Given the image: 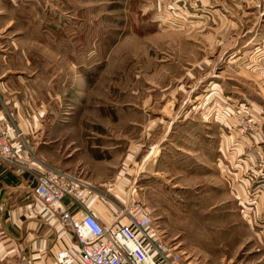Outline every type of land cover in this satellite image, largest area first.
Returning a JSON list of instances; mask_svg holds the SVG:
<instances>
[{
    "label": "rangeland",
    "instance_id": "obj_1",
    "mask_svg": "<svg viewBox=\"0 0 264 264\" xmlns=\"http://www.w3.org/2000/svg\"><path fill=\"white\" fill-rule=\"evenodd\" d=\"M205 9H213L210 16ZM196 15L202 21L199 25L179 28L172 24L184 18L189 22ZM222 23L228 25L227 30L216 29ZM211 30L214 44L204 35ZM220 32L228 36L220 39ZM196 37L207 48L201 50L188 42L196 41ZM262 44L264 0H0V69L11 81H20L24 90L28 88L24 101L30 107L38 105L36 112L48 132L58 135L52 149L44 148L43 139L37 147L34 145L37 160L46 167L69 169L55 164L69 147L56 124L69 117L85 120L88 125L84 127L92 134L95 130H112L120 145L116 156L121 169L128 143L134 140L139 145L147 140L140 127L128 125L124 118L141 117L129 107H135L144 97L152 101L151 94L154 104L167 108H175L178 100L187 106L191 103L198 119L206 111L214 119H232L231 133L235 136L254 134L261 128L258 116L242 102L259 94L255 83L264 81L253 74V69L264 61L261 47L256 46ZM194 49H198V59L203 60L193 62L187 56ZM237 52L241 58L236 59ZM190 69L196 72V78L182 82L189 96L171 94L173 88L168 87L172 80H180L176 74ZM77 82L83 83L80 90ZM194 86L196 91L191 93ZM163 90L169 95L164 96ZM205 103L206 110L202 108ZM187 109L182 106L178 112L183 116ZM165 112L173 114L172 110ZM48 132L44 128L43 133ZM180 140L185 141L182 137ZM258 160L259 174L250 168L251 163L250 169L241 173L248 183L245 188L236 190L231 180L236 171L228 165L224 170V176L231 180L227 189L218 186V190L207 191V197L202 190L196 198L195 190L188 195L174 188L172 171L161 174L169 182L152 177L141 186L138 176L127 184L153 211L155 233L182 253L180 264H256L248 230H253L251 218L261 209L259 200L264 196V159ZM217 176L214 174L215 183L220 182L219 173ZM194 201H212V206L190 204ZM241 216L247 219L242 222Z\"/></svg>",
    "mask_w": 264,
    "mask_h": 264
},
{
    "label": "crops",
    "instance_id": "obj_2",
    "mask_svg": "<svg viewBox=\"0 0 264 264\" xmlns=\"http://www.w3.org/2000/svg\"><path fill=\"white\" fill-rule=\"evenodd\" d=\"M205 10L207 16L213 11V9ZM190 21L189 23L184 18L178 23L172 24L179 28H187V26L199 25L202 22L197 15ZM227 26L222 23L216 29L227 30ZM222 33L224 32L218 33V36L221 35L220 39L228 36V34ZM204 35L206 38H211L214 44L213 30L204 33ZM195 39L196 41L188 40V42L194 47H200L201 50L207 48L197 42V40H201L199 37ZM212 42L211 47L213 46ZM256 46L257 48L261 47L259 53H262L264 58V44ZM198 53V49H194L192 54L187 56L191 57L193 62H198L203 60V58L198 59ZM238 53H235L236 59L241 58ZM227 57L229 56L227 55ZM258 65L253 69V74L264 79V61ZM176 76L180 80H172V85L168 87L173 88L171 94L189 96V90L186 91L182 82L188 77L196 78V72L193 73L191 69L180 70ZM257 82L258 84L255 83V85L258 88H255V91L259 94L249 98L248 102H242L248 109L256 111L255 114L258 116L256 119L261 128L254 134L238 133L235 136L234 133H231L232 119L229 121L214 119L208 116L212 114L207 111L201 119H198L194 113L197 111L191 108V103L188 102L187 106L185 101L178 100L174 106L179 109L175 110L173 105L167 108L159 103L154 104L155 98L151 94L152 101L150 98L144 97L145 99L142 98L140 103H135V107L134 104L129 107L130 112L140 113L141 117L124 118L128 125L140 127L141 133L146 135L147 140L139 145L134 140L128 143L125 148L124 166L121 169L120 167L118 169L116 156L120 145L112 136L114 135L111 133L112 130H106L105 133L95 130L97 133L92 131V134L84 127L88 125L85 120L69 117L61 119L60 123L56 124L60 126L62 141H67L69 147L66 152H62L60 158L55 159V164L79 171L99 186L101 194L97 193L88 198L85 208L95 214L104 224L113 220V215L118 209L115 202L119 200L128 201L135 197L146 204L142 198L134 195L136 189L127 184L135 182L138 176L141 177L140 184L143 186L145 183L148 184V179L152 177H156L158 181L162 178L167 181L166 176L162 177L161 174L172 171L174 188L185 190L188 195L192 190H195L196 198H200L202 195L200 190L206 197L207 191L218 190V186H224L221 187V190H226L227 182L229 183L231 180L232 183L235 182L236 190H242L248 183L244 177H241V173H244L245 168L246 170L251 168L253 172L259 174L261 164L258 163V159H264V101L262 100V98L264 99V81ZM19 83L20 81L17 79L11 81L10 77L6 76V71L0 69V119L8 125L14 137V143L21 151V159L16 163L0 160V264H57L53 253L63 245H68L75 250L78 246L77 240L40 200L34 202L27 199L26 196L35 183L32 175L34 176L37 171L53 167L52 165L46 167L39 163L33 149L34 145L37 147L39 141L43 139L46 141L44 148L52 149L54 141L58 140V135L54 136L52 131L48 132L49 129H47L44 120L36 112L37 109H40L39 106L30 107L28 102L24 101V94L26 91L28 92V88L24 90ZM48 84L51 88L53 79ZM82 85V82H77V90H80ZM163 88L161 87L159 90ZM194 91H196V86L191 93H195ZM162 93L164 96L169 95L167 90H163ZM164 99L168 100L169 98ZM166 100L161 102L168 103ZM182 106L183 109L188 108L187 114L183 116L178 112ZM207 107L208 104L205 103L202 108L206 110ZM156 108L160 111L163 109V112L154 113L152 110ZM171 110L173 114H166L165 111ZM73 126H76L77 129H74ZM72 127L73 129H69ZM44 128L48 134L50 133L49 135L46 133V136L43 133ZM182 129L184 132L181 131ZM16 130H21L24 133L26 142L33 143V146L30 144V151L22 147L21 140L15 137ZM153 132L155 133L153 134ZM181 133H185V135L181 136ZM155 134L158 135L157 140H154ZM181 137L185 140L184 142L180 140ZM80 141L86 144H80ZM87 151L89 153L86 155ZM138 154H140L139 159L137 158ZM250 163L252 166L248 168ZM228 165L234 167V171H236L233 173L235 178H231V180L226 174L224 176V170ZM216 168L217 171H215ZM130 169L132 173L129 172ZM127 173H130L131 177ZM218 173L220 182L215 183L213 181L214 174L217 176ZM146 178L147 181H145ZM190 204L212 206V201L206 203L194 201ZM259 204L261 209L255 212L251 218L253 230H248V234L251 235L248 238H252L251 242H253V250L256 254V264L264 263V212H262L264 211V196L260 197ZM150 211L153 212L151 209ZM241 217L239 219L243 222L246 217ZM154 224L153 222V226Z\"/></svg>",
    "mask_w": 264,
    "mask_h": 264
},
{
    "label": "built area",
    "instance_id": "obj_3",
    "mask_svg": "<svg viewBox=\"0 0 264 264\" xmlns=\"http://www.w3.org/2000/svg\"><path fill=\"white\" fill-rule=\"evenodd\" d=\"M15 137L27 151L24 133ZM8 125L0 119V160L16 163L21 151ZM27 199L40 200L77 240V248H58L57 264H180L182 253L155 233L149 207L139 198L115 202L117 211L107 224L85 208L86 200L101 194L99 186L79 171L59 167L39 171Z\"/></svg>",
    "mask_w": 264,
    "mask_h": 264
}]
</instances>
